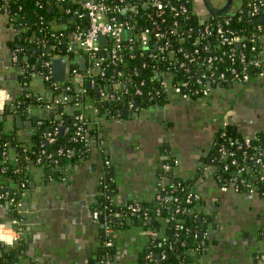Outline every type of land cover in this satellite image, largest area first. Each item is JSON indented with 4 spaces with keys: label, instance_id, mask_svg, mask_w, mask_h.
<instances>
[{
    "label": "crops",
    "instance_id": "obj_1",
    "mask_svg": "<svg viewBox=\"0 0 264 264\" xmlns=\"http://www.w3.org/2000/svg\"><path fill=\"white\" fill-rule=\"evenodd\" d=\"M242 1L209 0L208 4L190 0L202 16L213 13L210 6L227 5L225 12L235 13ZM16 29L0 9V86L12 95L22 85L11 57L15 47L25 46ZM260 49L264 60V31ZM30 88L44 89L40 75L33 74ZM40 105L34 113L45 116L47 109ZM17 119L10 114L7 127L14 128L19 137H28L33 128L30 122L21 118L18 126ZM229 125L242 136L264 135V70L248 82L213 87L206 97L185 98L168 82L163 102L142 105L122 120L101 116L96 122L99 137L92 142L90 156L70 163L65 177L47 178L41 165H30V178L20 197L22 231L14 245L20 250L6 264H88L103 226L93 218L92 204L99 194L104 161L113 167V200L157 205V183L169 179L163 172L168 158L178 159L171 174L190 180L202 196L197 209L205 226L206 248L184 264H264V196L223 190L215 175L218 167L211 161L216 134ZM12 217L9 202L2 200L0 222ZM116 236V264H137L150 236L148 228L130 222L118 227Z\"/></svg>",
    "mask_w": 264,
    "mask_h": 264
},
{
    "label": "built area",
    "instance_id": "obj_2",
    "mask_svg": "<svg viewBox=\"0 0 264 264\" xmlns=\"http://www.w3.org/2000/svg\"><path fill=\"white\" fill-rule=\"evenodd\" d=\"M8 1L0 0V9L7 6ZM140 1L46 0V3L49 4L55 2L61 6V12H64V16H61L59 20L54 17L49 21L56 36L66 35V38L62 39L64 42L62 47L60 46L61 41L58 46L56 43H48L44 38H40L37 35V29L26 33L25 42H31L32 46L37 48L38 60L42 61V70L35 71L33 74L41 76L44 89L49 88L65 92L63 95L54 97L50 96L48 92L46 98L41 95L38 96V101H41V105L49 110L51 115L54 113V110L63 108L64 105L66 107L71 106V109L74 107L79 108L80 111L75 114L73 121L76 126L75 133L70 139L74 141L80 140L85 145H89V148H91L93 141L89 136L88 127L90 124L98 122L101 115L97 113L98 108L94 105L93 97L89 95L85 97L87 92L85 85L88 77L92 76V73L96 71L101 72V74L105 73L104 69L100 67L105 57L109 58V62L113 64L122 62L124 61L126 52H134L136 46L140 47L139 54L144 58L157 57L159 53L164 52L170 47L172 35L175 34L173 26L176 27L178 25L179 18L189 17L191 12H195L190 0H146L150 8L144 10L146 19L140 21L137 17ZM66 5L68 6L65 9ZM235 13L249 14L251 16L259 15L257 31L254 35L248 36L231 30L230 21L232 15ZM235 13H210L205 17L202 16L204 18H201V24L197 27L196 32L192 33L189 43H186L184 29L176 31L180 36L178 39L183 42L177 49L181 56L176 55L173 57V53L171 52V57L176 61H179L180 57L183 58V61H180V65L183 67V71L186 68V73L176 82L173 73L166 71L161 81L166 89L168 82H170L172 90L185 98L206 97L210 94L213 87L224 86L233 81L248 82L263 72L264 60L259 43L261 34L264 31V20H260V16H264V0L242 1ZM168 14L174 18L169 24L165 22ZM19 18V15L9 16V19L13 23ZM62 21L64 25H61ZM15 26L16 30L20 31L21 34L27 32L30 27L26 25ZM64 29L66 31H63ZM102 34L107 36L105 44L100 42ZM21 49L22 47H15L11 58L12 63L18 67V73L26 75L28 70L27 66L23 64V58L20 57V55H23ZM39 49L40 51H38ZM71 53L74 55H71ZM59 55H65L67 58V74L66 79L63 81L56 80L53 75L52 60L55 56ZM82 57L85 58L86 62L84 69L79 65V60ZM186 65L188 66L186 67ZM191 65L192 68L198 69V73H195V75L189 70L191 69ZM169 76L170 79L168 80ZM190 76H195L196 84L189 80ZM20 83L23 89L27 81H20ZM94 83L95 81L92 79L88 84L93 85ZM73 84L79 86L83 97L71 101L69 91L72 89ZM101 92L103 93L104 89ZM141 92L142 90L138 88L137 93ZM109 97L120 98L121 95L110 92ZM11 99V92L6 87L0 86V114L5 111L6 105ZM138 106L139 104H135L132 100L129 103V108H137ZM90 110L92 111L91 118L87 114ZM27 111L31 114V107H28ZM63 114L64 109H61L57 116L61 117ZM115 118L119 120L123 119L120 116H115ZM63 123L64 118L62 117L57 121L54 129L47 133L46 138L48 141L52 142L56 139L55 133L60 127L62 128ZM254 138L261 141V143L258 145L254 144L256 141ZM236 141H238L237 144L235 137L231 136V133L225 126L220 128L215 137L211 161L215 158L219 161L220 167L216 172V177L221 181L224 173L228 174L227 177L222 179L221 188L223 190L234 189L248 194L260 193L264 196V156H262V152L264 153V136L260 137L258 134L254 136L248 135L243 136L241 141L238 139ZM249 148H253L254 152L252 154H246ZM237 149H244V156L250 159L251 163L259 165L260 173L255 174L249 170L250 174L257 175L254 180L249 174H245V167L239 164ZM42 153L44 155L40 154L30 164L26 165L21 160L22 157L27 159L28 155L19 152L13 155L6 154L5 159L10 160L14 165L16 164L18 172L23 170L28 171L31 164H39L44 167L46 161H49L53 157L52 153L45 154V150ZM58 153L71 156V148L60 147L58 148ZM177 163V158H168L163 164V169L165 171H173ZM107 164L111 165L109 160L104 161L100 184L102 186V193L110 197L108 195L109 186L106 182L105 165ZM49 178L52 177L49 176ZM28 181V177L20 178L18 190H22ZM3 187L4 190L0 192V202L2 200L8 201L10 210L15 208L19 212V206L21 205L20 198H17L14 194L12 195L11 189L7 186ZM160 190H163L164 193ZM172 191L173 189L170 191L166 190L164 180H160L157 183L156 198L161 201L162 205L160 204L161 206L155 208V213L156 215H160L163 210L167 209V220L174 222L176 227H180L184 219L178 218L177 215L187 208L186 203L192 202V200H200L202 196L200 192L192 187L187 191L183 200L175 196L174 201H171L173 198L171 196ZM183 202L186 203L182 205ZM108 207L109 205L105 204L104 209L107 210ZM126 208L128 212L133 213L142 210V205L140 202H131L127 204ZM104 212L99 208H94L92 215L95 220L102 221L103 245L106 250H109L111 247L117 245V242L115 241L113 226L105 214L106 212ZM124 213L126 212L120 211V214ZM143 217L145 220L150 218L147 209L143 211ZM201 229L198 228L199 234L202 237L204 236V230L201 233ZM21 231V220L17 217L0 222V244L4 243L5 246H14L20 240ZM148 232L152 239L156 236L155 229L148 228ZM161 237L163 243L169 242L167 235H161ZM194 250L198 252L200 248L196 247ZM159 254L160 258L157 255L155 256L153 252L146 253L144 257L147 261H152L155 264H158L159 261H162V264H164L163 258L166 256V249H163ZM0 255H2L1 250ZM262 255L264 256V254ZM113 261L114 259L107 256L103 259L92 260L88 264H113Z\"/></svg>",
    "mask_w": 264,
    "mask_h": 264
},
{
    "label": "trees",
    "instance_id": "obj_3",
    "mask_svg": "<svg viewBox=\"0 0 264 264\" xmlns=\"http://www.w3.org/2000/svg\"><path fill=\"white\" fill-rule=\"evenodd\" d=\"M243 1L246 2L247 0ZM67 6L68 5L65 6V9ZM139 6L140 8L138 9L137 17L140 21H143L146 19L144 10L149 9L150 7L146 0H141ZM2 11L6 12L9 16H20L17 21H14L15 25L30 26L27 32L22 33V42L25 43V46L21 49V53L29 55L27 60L23 61V64L27 66L28 71L26 72V75H18V80H26L27 84L18 94L12 95V99L7 103L5 111L0 114V192L4 190L3 186H7L11 189L12 195L14 194L17 198H20L22 197V190H18L19 179L22 177L30 178V171L23 170L18 172L16 170V164L14 165L10 160L5 159L6 154L13 155L19 152L28 155L27 159L22 157L21 160V162L26 165L30 164L40 154L44 155L42 153L43 150H45V154L52 153L53 157L44 164V174L47 178L50 176L54 179H62L67 174L66 172L70 163L79 159H87L90 156L91 148L80 140L74 141L70 139L75 133L76 126L73 121L75 114L80 111L79 108L74 107L71 109V106L66 107V105H64L63 108L54 110L52 115L51 112H47V110H45V116H37L34 113L35 107L38 106L39 103L41 104V101H38L37 99L38 96L41 95L46 98L49 92V95L54 97L63 95L65 92L62 90H51L49 88L41 91H34L30 88L33 79L32 74L35 71L42 70V61L38 60L37 52H35L37 48L32 46L31 42H25L24 39L26 33H30L33 29H37V35H39L40 38H44L48 43H56L58 46L61 41L60 46L62 47V44L64 43L62 39L66 38V35L56 36L55 31H53L49 23L54 17L59 20L61 16H64V12H61V6L55 2H51V4L46 3V0H9L7 6H5ZM204 17H202V14L193 11L190 13L189 17L179 18L178 25L176 27L173 26L175 34L172 35L170 47L164 52L159 53L155 58H144L141 56L139 54V46H136L132 53L127 51L124 56V61L116 64L110 63L109 58L105 57V60L100 66L104 69L105 73L101 74V72H93L92 76L88 77L85 85L87 88L85 97L88 95L93 97L94 105L98 108V115L105 117L120 116L125 118V114L129 112L132 113V111L142 105L155 101L163 102L167 94V89L161 82L163 74L166 71L173 73L174 80L177 82V80L186 73V68L184 67L185 70L183 71V67L180 65V61H183V58L180 57V60L176 61L171 57V52L173 53V57L176 55L181 56L177 49L183 42L178 39L180 36L176 31L184 29L186 43H189L192 38V33L196 32L197 27L201 24V18ZM172 20H174V18L172 15L168 14L165 22L169 24ZM258 20L259 15L251 16L249 14L235 13L232 15L230 21L231 30L248 36L252 34L254 35L257 31ZM63 31H66V29ZM16 36L17 39L18 35ZM71 55L74 54L71 53ZM188 65H186V67ZM189 70H191V73L193 72V75L198 73V69L195 67L192 68V65ZM92 79L95 83L93 85L88 84ZM195 79V76L189 77V80L196 84ZM68 82L71 83L70 81ZM138 88L142 90L141 93H137ZM102 89H104L103 93L101 92ZM110 92H115L116 94L121 95V97L110 98ZM69 97L71 101L83 97L79 86L76 84L72 85V89L69 91ZM131 100L135 104L138 100L139 106L137 108H129ZM40 106L43 108V105ZM28 107H31L32 109L31 114L27 111ZM61 109H64V114L61 117H58L57 115H59ZM10 114L14 116L15 122L17 117H21L30 122V126L33 128L28 137H19L14 128L11 129L7 127L6 122ZM87 114L89 118H91L90 115L92 114V111H88ZM62 117L64 118L62 126L63 130H61L60 127L55 133L56 139L52 142L48 141L46 138L47 133L54 129L57 121ZM226 128L231 133V136L235 137L236 144L238 143L236 139L239 141L242 140L243 136L236 133L232 126L229 125ZM88 132L92 141L98 139L99 133L97 131L96 123L89 125ZM258 135L260 137L264 136L263 134ZM255 140L254 144L258 145L261 143V141L257 139ZM60 147L71 148V156L59 154L58 148ZM243 150L237 149L239 164L245 167V174H249L254 180V175L260 170L259 165L251 163L250 159L244 156ZM253 152V148H249L246 151V154H252ZM262 156H264L263 152ZM212 161L216 163L218 167L217 169H219L220 165L217 158ZM105 169L106 182L109 186L108 195H110V197L102 193V186L100 184L99 194L97 195L95 202L92 204V209L99 208L106 212L104 213L109 218L114 229L115 241L117 242V228L124 227L130 222L142 224L145 228H153L156 231V236L153 237V239L149 236L148 240H146L144 248L138 255L137 264H155L154 262L145 259L144 255L148 252H153L156 256V253H160L163 249H166V256L163 258L164 264H184L186 261L193 260L194 254L199 255L205 250L206 244L203 239L204 236L201 237L198 230V228H205V226L202 227L201 225L197 209V205L201 199L192 200V202L189 203H182V205L186 203L187 208L177 215V217L184 219V221L182 222V226L176 227L174 222L167 220V209H162V214L156 215L155 208L162 205L159 200L157 205L141 203L142 210L133 213L128 212L126 208L127 204H118V202L113 200L112 195L115 193L113 167L107 164L105 165ZM249 170L255 174H250ZM163 172L164 175L169 178L167 181H164L166 190L170 191L173 189L171 192V196H173L171 201H174L175 196H178L179 199L183 200L187 191L193 187L192 182L186 178L171 174L172 171H165L163 169ZM215 175L217 176V173ZM227 175V173H224L222 179L227 177ZM160 191L164 193L163 190ZM105 204L109 205L107 210L104 209ZM145 209L149 211L150 215V218L147 220L143 217V211ZM120 211L126 213L120 214ZM10 213L13 217H20V213L15 208H12ZM161 235H167L169 242L163 243ZM103 238L102 227L100 230V243L96 250L92 252L91 261L103 259L107 256L115 259L117 245L106 250L103 245ZM196 247L200 248L198 252L194 250ZM0 250L2 253V255H0V264H6L12 259L15 252H17L14 247L9 249L2 244H0Z\"/></svg>",
    "mask_w": 264,
    "mask_h": 264
},
{
    "label": "water",
    "instance_id": "obj_4",
    "mask_svg": "<svg viewBox=\"0 0 264 264\" xmlns=\"http://www.w3.org/2000/svg\"><path fill=\"white\" fill-rule=\"evenodd\" d=\"M206 2L209 4V0H206ZM229 2H231V0H229ZM229 4V3H228ZM227 5L226 6H223L221 8H211L210 6V10L213 12V13H224L226 10H227ZM260 20H264V16L261 15L260 16ZM124 35H125V31H124ZM106 39H107V36L106 35H101L100 36V42L102 44H105L106 43ZM24 46V45H23ZM40 51V49L38 50ZM21 58L23 59H27L28 56L27 55H20ZM52 65H53V75H54V78L58 81H63L66 79V74H67V58L65 55H59V56H55L52 60ZM79 65L82 69H84L86 67V62H85V58L82 57L80 58L79 60ZM137 104H139V101L137 100L136 102ZM17 122H18V126H21L22 125V119L21 118H18L17 119ZM61 130H63V127L61 128ZM100 219H102V217H100ZM203 230L204 229H201V233H203ZM202 235V234H201ZM2 245L5 246L4 243H1ZM14 246H8L9 249H12ZM15 250L17 252H19V247L15 248ZM157 257L160 258V254L159 253H156ZM113 264H116V261H113ZM158 264H162V261H159Z\"/></svg>",
    "mask_w": 264,
    "mask_h": 264
}]
</instances>
